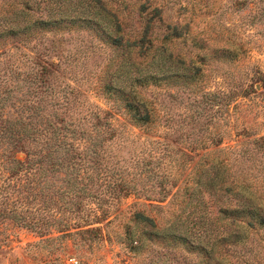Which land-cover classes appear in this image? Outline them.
Listing matches in <instances>:
<instances>
[{"label": "rangeland", "instance_id": "obj_1", "mask_svg": "<svg viewBox=\"0 0 264 264\" xmlns=\"http://www.w3.org/2000/svg\"><path fill=\"white\" fill-rule=\"evenodd\" d=\"M69 1L0 0V137L25 107L42 121L58 103V118L104 140L105 166L121 175L89 181L64 217L97 231L58 240L32 227L46 223L43 200L15 192L6 168L26 155L7 152L0 264H204L155 234L174 221L197 236L236 233L240 219L221 209L244 196L264 208V0H105L112 38L60 15ZM25 145L27 160L40 156ZM253 223L220 252L224 264H264V226Z\"/></svg>", "mask_w": 264, "mask_h": 264}, {"label": "trees", "instance_id": "obj_2", "mask_svg": "<svg viewBox=\"0 0 264 264\" xmlns=\"http://www.w3.org/2000/svg\"><path fill=\"white\" fill-rule=\"evenodd\" d=\"M67 3L66 12L60 10V15L69 21L78 20L81 23L93 24L101 28L105 36L112 38L111 33L108 32L112 17L108 14L105 0H71ZM115 30L117 32L120 30V25L117 23H115ZM151 66L155 70L156 68L159 71L163 70L155 63H152ZM52 106L54 108L50 107L45 120H35L38 116L36 112L41 110L40 107H37L40 109L25 107L21 110V114L23 110L28 111L27 117L21 116L14 122L5 123V132L0 137V161H2L0 170L7 165L5 160L7 152L11 151L12 153L18 150L13 153L15 156L26 155L25 161L13 157L12 165L6 168V171L11 172V178L16 182L12 188L17 194H21L22 190L28 188L31 191L29 195L33 200H43V206L39 210L46 211V223H36L39 221L36 220L32 227L38 230L41 236H50L53 233L59 240L97 231L93 228L86 229L92 224L71 225L68 220L64 221V217L75 213L80 208L79 199L84 196L89 181L101 179V183L107 182V186H109V183L113 182L110 178L115 179L114 176L121 175V172L116 173V171L106 168L102 153L103 139L100 143L96 135L78 131L72 122L57 117L58 107L55 108V106H59L58 103ZM24 140L25 142H23ZM26 140L30 144H34V148L35 146L39 148L37 149V153L40 154L38 158L27 160L30 152L25 149ZM23 171L24 174H29V177L25 175L26 179L21 174ZM3 179L5 180V178ZM23 181H26L25 184L22 183ZM10 182L11 180L8 179L6 184ZM125 185V181L120 183V187ZM259 212H264V208L258 206L254 199L244 196V198H240L237 208L220 210L221 214L232 218V223H235L236 219L234 218L240 219L237 223H242V227L240 226V230L236 233L218 231L217 227L214 229L206 227L203 229V233L197 236L189 233L187 221H183L181 224L174 221L163 228V233H156L155 236L163 238L164 243L168 245L182 243L197 249L201 260L203 261L205 258L204 264H224V257L220 252L223 249L238 246L245 241L247 238L245 226L254 229V220L260 226H264V214L259 215ZM135 219L152 223L151 219L140 213L135 215ZM193 224L201 226L202 222L196 221ZM24 226L26 225L24 224ZM214 232L216 234L213 241L207 248L205 245H208L209 236ZM130 240L131 243L136 242L132 238ZM203 243L205 245H202Z\"/></svg>", "mask_w": 264, "mask_h": 264}, {"label": "built area", "instance_id": "obj_3", "mask_svg": "<svg viewBox=\"0 0 264 264\" xmlns=\"http://www.w3.org/2000/svg\"><path fill=\"white\" fill-rule=\"evenodd\" d=\"M68 264H77V262L74 259H67Z\"/></svg>", "mask_w": 264, "mask_h": 264}]
</instances>
